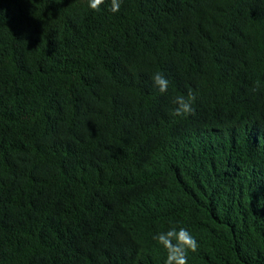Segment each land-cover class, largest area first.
<instances>
[{"label":"trees","instance_id":"16d2710c","mask_svg":"<svg viewBox=\"0 0 264 264\" xmlns=\"http://www.w3.org/2000/svg\"><path fill=\"white\" fill-rule=\"evenodd\" d=\"M110 2L0 0V264H264V0Z\"/></svg>","mask_w":264,"mask_h":264},{"label":"clouds","instance_id":"9594fccd","mask_svg":"<svg viewBox=\"0 0 264 264\" xmlns=\"http://www.w3.org/2000/svg\"><path fill=\"white\" fill-rule=\"evenodd\" d=\"M104 2L105 0H88V7L94 11H99ZM121 4L122 0H111L108 10L112 13H118ZM152 82L161 94L166 93L169 89V80L162 72L157 71L154 73ZM260 86V81H256L252 91H258ZM196 99V94L191 88L188 89L186 95L175 96L172 100L175 105L174 115L177 117L194 116L196 114L194 107ZM153 239L167 249L166 264H187V251L195 252L199 247L195 237L187 228L176 225L171 226L166 232L155 234Z\"/></svg>","mask_w":264,"mask_h":264}]
</instances>
